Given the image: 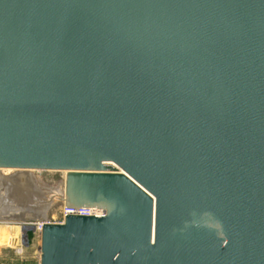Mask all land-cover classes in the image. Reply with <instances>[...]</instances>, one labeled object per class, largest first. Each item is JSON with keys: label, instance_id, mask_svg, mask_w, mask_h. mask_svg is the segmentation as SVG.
<instances>
[{"label": "water", "instance_id": "water-1", "mask_svg": "<svg viewBox=\"0 0 264 264\" xmlns=\"http://www.w3.org/2000/svg\"><path fill=\"white\" fill-rule=\"evenodd\" d=\"M0 169L103 211L39 264H264V0H0Z\"/></svg>", "mask_w": 264, "mask_h": 264}, {"label": "rangeland", "instance_id": "rangeland-1", "mask_svg": "<svg viewBox=\"0 0 264 264\" xmlns=\"http://www.w3.org/2000/svg\"><path fill=\"white\" fill-rule=\"evenodd\" d=\"M16 173L19 172L0 169V181L4 176L8 177ZM23 173H25L24 183L19 179L15 180L0 192V264H39V233L27 230L30 227L27 223L22 226L21 223L13 222L11 219H4L9 217L6 215L28 211L31 213L32 221H40L38 218L51 222L61 220L63 202L58 197L64 195L66 173L36 170ZM50 197L53 198L51 202L44 204ZM22 227L27 230V245L21 239Z\"/></svg>", "mask_w": 264, "mask_h": 264}, {"label": "built area", "instance_id": "built-area-1", "mask_svg": "<svg viewBox=\"0 0 264 264\" xmlns=\"http://www.w3.org/2000/svg\"><path fill=\"white\" fill-rule=\"evenodd\" d=\"M67 214L101 216V215H103V211L100 209H92V208H88V209L87 208H67L63 205V209L61 210V213H60L61 220L56 221V222H62L64 216ZM27 224H29V226H30L29 228H27V230H30L33 233H39L41 226H42V221H39V220L38 221H32V222H27Z\"/></svg>", "mask_w": 264, "mask_h": 264}, {"label": "bare ground", "instance_id": "bare-ground-1", "mask_svg": "<svg viewBox=\"0 0 264 264\" xmlns=\"http://www.w3.org/2000/svg\"><path fill=\"white\" fill-rule=\"evenodd\" d=\"M16 180H18V179H16ZM20 184V183H19ZM20 186V185H19ZM40 186V185H39ZM55 194V193H54ZM62 195V194H61ZM55 200V199H54Z\"/></svg>", "mask_w": 264, "mask_h": 264}]
</instances>
